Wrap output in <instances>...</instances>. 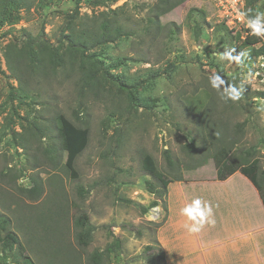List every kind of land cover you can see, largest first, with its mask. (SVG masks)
Returning a JSON list of instances; mask_svg holds the SVG:
<instances>
[{"label": "rangeland", "instance_id": "374dc122", "mask_svg": "<svg viewBox=\"0 0 264 264\" xmlns=\"http://www.w3.org/2000/svg\"><path fill=\"white\" fill-rule=\"evenodd\" d=\"M155 1L24 0V8L10 11L13 22L0 27V264L24 257L35 264H90L95 251H104L102 264H158L157 252L146 248L155 245L152 230L163 224L164 212L145 210L157 199L149 184L162 185L144 169L146 155L165 179L173 173L166 151L180 165L179 177L215 175L216 159L203 161L204 149H228L234 166L237 154L257 159L264 172V72L251 56L264 35L230 30L210 0H190L165 15L161 23L175 29L174 22L179 32L160 34L150 23ZM77 9L88 27L113 17L133 32L88 53L101 70L68 57L63 29ZM260 21L264 27V10ZM55 51L57 63L50 58ZM240 53V64L230 60ZM249 71L260 75L247 80ZM213 74L224 81L219 90L210 84ZM227 85L241 91L239 100L224 99ZM61 115L89 130L76 177L65 166ZM33 180L43 187L36 200L27 192ZM82 214L95 226L86 248L76 239ZM7 233L19 240L13 250L3 247Z\"/></svg>", "mask_w": 264, "mask_h": 264}, {"label": "trees", "instance_id": "16d2710c", "mask_svg": "<svg viewBox=\"0 0 264 264\" xmlns=\"http://www.w3.org/2000/svg\"><path fill=\"white\" fill-rule=\"evenodd\" d=\"M24 0H0V27L11 24L10 22H13V19L15 17L14 14L10 13V11L18 12L20 9L24 8ZM120 0H93V5L95 6H106L113 4L115 2H118ZM190 0H156L153 6L150 8L151 11V17H150V23L152 26L156 27L158 32L164 33V31L167 32V34L171 37H174L178 32L179 28L174 22H171V25L174 28H167V26L163 25L161 23V19L175 10L176 8L180 7L184 3L188 2ZM264 10V0H246V7H245V16L250 24L257 23L260 24V17L261 13ZM194 11H198L195 10ZM203 20L205 19L204 13H202ZM82 18L79 14V9L75 11L74 15H71L69 17L68 22L65 25V28L63 29V37L67 41V49L69 50V58L73 60H79L77 62V65L85 66V62L83 60L87 59L88 61H91L92 64L98 69L101 70L102 66H100L101 61L96 58L95 54H88L90 51L94 50L95 48L115 43L116 41L120 40L121 38L125 37H131L133 36V32L131 30H128L123 25H120L119 22L115 18L106 17L105 19L99 22L98 25L94 28L88 27L86 22L80 21L79 19ZM78 24V26H76ZM194 28L198 31L202 30V25L198 22H195ZM247 31H251L247 30ZM68 33V34H66ZM240 34H238V38H240ZM63 40V39H62ZM64 41H62L63 43ZM250 44V43H249ZM247 46V44H245ZM34 46L31 42L28 43L26 47V51L28 54V57L30 58V66H35V59L33 58V55L35 53ZM40 54L46 55L48 54V50L46 48L40 47ZM60 56H62L60 54ZM59 56V57H60ZM251 56L254 59H259L262 64L264 65V41L262 44L257 48H252L251 50ZM57 51H55L50 58L54 63H57ZM62 61L63 58H62ZM76 65L75 63H71L70 66ZM173 68L175 67V64ZM171 65V66H172ZM262 67V66H261ZM95 68V71H98ZM264 72V67L260 68ZM91 73L89 69H86V74ZM154 77V76H151ZM97 81V80H96ZM261 95L264 96V93ZM60 120V126L58 129L59 136L61 138V148L63 151L66 152V162L65 166L72 173L74 177H76L75 172V163L79 155L87 148L89 143V130L87 128H80L73 124L71 121H69L67 118H65L63 115L59 116ZM201 156L203 157V161H205L209 156L212 155L214 159H216V170L217 175L220 180H224L230 175H233L237 171H239L241 174L249 178L255 187L259 190L264 204V172H261L260 166H259V160L254 159L252 161H248L245 159L246 157L242 155H235L236 160V166H234L231 161L228 160L229 152L228 149L223 148L221 151H218L214 154L210 153L208 149H204V151H201ZM166 156L169 159V166L170 170H172V178L171 179H165V175L160 172L155 164L154 159L146 155L143 160V167L146 171L153 174L156 179L161 183V188L155 187L152 184H149L150 192L153 193L155 196H157V199L149 206L145 212H148L149 209L156 208L158 206H162L164 208V198L167 193V187L169 183L175 180H181V176L179 177V170L180 165L175 164L173 161H171L169 157V152H165ZM205 154V155H204ZM201 160H198L195 158L192 162L199 163ZM196 165V164H192ZM179 167V168H178ZM263 174V176H261ZM34 186L32 189L28 190L27 192L31 194L33 200L38 199L42 192L43 187L39 184L38 180H33ZM165 209V208H164ZM164 222V219L162 220L161 224ZM2 223L6 224L7 222L3 221ZM76 226L75 228L78 230L76 239L80 246L82 247H88L91 243V240L93 238L94 232H95V226H93L90 221L89 217L85 214H82L78 217L76 220ZM160 224V225H161ZM3 247L8 250L14 249V244L19 243L18 238L11 234L7 233L3 240ZM114 249L108 248L106 250L107 253H114ZM148 252H157L156 260L158 264H162L163 257H162V248L159 245L156 246H147ZM69 255L78 257V253L74 251L73 249H68ZM7 257V254H5ZM90 257V264L91 261L93 264H102L103 258H104V251L99 252L95 251L93 254H91ZM3 259H6L4 255L2 256ZM154 259V258H153ZM20 264H35L32 262V260L29 257H24Z\"/></svg>", "mask_w": 264, "mask_h": 264}, {"label": "crops", "instance_id": "0c3cea01", "mask_svg": "<svg viewBox=\"0 0 264 264\" xmlns=\"http://www.w3.org/2000/svg\"><path fill=\"white\" fill-rule=\"evenodd\" d=\"M196 198L212 207L216 222L190 232L194 222L182 209ZM164 208L163 224L152 230L154 246L162 248V264H264L263 199L239 171L224 180L216 170L214 176L172 181Z\"/></svg>", "mask_w": 264, "mask_h": 264}, {"label": "clouds", "instance_id": "9594fccd", "mask_svg": "<svg viewBox=\"0 0 264 264\" xmlns=\"http://www.w3.org/2000/svg\"><path fill=\"white\" fill-rule=\"evenodd\" d=\"M252 30V33L254 35H264V27L260 26L257 23H252L250 25H247ZM243 53H240L236 55L235 57H229L230 60H235L237 64H240L241 56ZM264 67V65H261ZM260 73L256 72L254 75L251 71H249L248 76L245 78L247 80L255 79L256 76H259ZM210 84L213 88L219 90V86L221 84H224V81L219 78V76L213 74L210 76ZM225 92L227 93L225 100L231 99L232 101H237L240 99L241 91H238L235 87L232 85H227L225 88ZM157 209H153V211H156ZM182 213L186 215L189 220L193 221V225L188 228L190 232H199L200 229L203 227L205 223L208 224H215V219L212 217V207L208 204L202 201L201 198H196L193 200L192 204L189 206H186L182 209ZM186 227H188L186 225Z\"/></svg>", "mask_w": 264, "mask_h": 264}, {"label": "built area", "instance_id": "2783aa9c", "mask_svg": "<svg viewBox=\"0 0 264 264\" xmlns=\"http://www.w3.org/2000/svg\"><path fill=\"white\" fill-rule=\"evenodd\" d=\"M215 6L219 17L230 28L242 32L250 30L245 16L246 0H210Z\"/></svg>", "mask_w": 264, "mask_h": 264}]
</instances>
